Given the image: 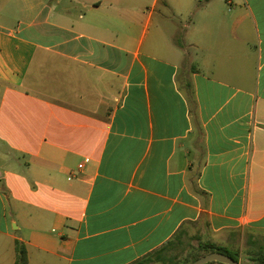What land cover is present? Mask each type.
<instances>
[{"label": "crops", "instance_id": "1", "mask_svg": "<svg viewBox=\"0 0 264 264\" xmlns=\"http://www.w3.org/2000/svg\"><path fill=\"white\" fill-rule=\"evenodd\" d=\"M190 227L264 255V0H0V264Z\"/></svg>", "mask_w": 264, "mask_h": 264}, {"label": "trees", "instance_id": "2", "mask_svg": "<svg viewBox=\"0 0 264 264\" xmlns=\"http://www.w3.org/2000/svg\"><path fill=\"white\" fill-rule=\"evenodd\" d=\"M187 238H189L187 229H180L174 238H172V240H170L166 245L137 264H192L201 257L210 253L225 254L232 257L234 260L239 261L238 254H233L226 247H223L209 239H202L201 237L196 236L199 243L197 248H194L186 242ZM254 261L257 264H264V255H259ZM15 264H28L27 251L19 241L16 242ZM209 264L219 263L212 262Z\"/></svg>", "mask_w": 264, "mask_h": 264}, {"label": "water", "instance_id": "3", "mask_svg": "<svg viewBox=\"0 0 264 264\" xmlns=\"http://www.w3.org/2000/svg\"><path fill=\"white\" fill-rule=\"evenodd\" d=\"M219 263V264H241L239 261L234 260L232 257L221 254V253H210L201 257L192 264H209V263Z\"/></svg>", "mask_w": 264, "mask_h": 264}, {"label": "rangeland", "instance_id": "4", "mask_svg": "<svg viewBox=\"0 0 264 264\" xmlns=\"http://www.w3.org/2000/svg\"><path fill=\"white\" fill-rule=\"evenodd\" d=\"M206 1L207 0H200V2L202 4L206 3ZM176 23L178 24L176 29L178 31H182V25L178 21H176ZM187 231L189 234V238L186 239V242H188L194 248H197L198 243H199L198 239H196V236H199L202 239H207V237H208L207 233H205L204 230H199V228H197V227H190L187 229Z\"/></svg>", "mask_w": 264, "mask_h": 264}]
</instances>
